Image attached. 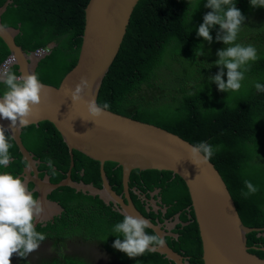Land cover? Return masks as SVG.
<instances>
[{"label":"trees","instance_id":"1","mask_svg":"<svg viewBox=\"0 0 264 264\" xmlns=\"http://www.w3.org/2000/svg\"><path fill=\"white\" fill-rule=\"evenodd\" d=\"M7 1L0 0V8ZM89 2L13 0L3 15L4 26L18 28L20 24L16 43L25 52L54 44L36 70L42 84L59 86L77 66ZM236 7L245 17L239 41L252 44L258 56L245 71L238 91H218L210 80L215 75L216 52L224 45L216 40V29L210 32V43L196 36L195 28L209 11L204 0L197 9L196 0H190L189 8L187 0H141L102 82L98 104L107 102L114 113L164 128L192 144L206 141L212 145L215 150L208 160L220 173L242 221L247 226L264 227V92L253 87L256 81L264 84V9L250 7L248 0H237ZM198 45L203 46V55H195ZM10 54L0 38V64ZM12 71L18 74L17 68ZM5 90L1 84L0 93ZM21 137L40 162L39 170L48 174L53 184L61 182L69 171V151L54 125L44 121L25 127ZM10 144L13 161L7 168L20 173L27 162L13 138ZM73 153L72 180L102 188L100 163L78 150ZM48 158L53 161L51 168L45 163ZM104 169L113 190L122 195V167L107 162ZM246 179L257 191L244 196ZM128 185L136 208L154 224L179 220L172 230L178 237H167L168 245L189 264H204L187 183L171 172L133 170ZM157 190L160 193L153 196ZM141 195L160 200L157 205L161 209L155 211ZM50 199L59 203L62 213L52 223L35 226L44 235L39 263L100 264L77 248L83 245L99 252L104 264H176L150 251L129 258L114 249L116 237L111 226L122 219L115 204L67 186L54 190ZM146 231L156 235L149 228ZM246 241L250 251L264 259V231L247 233ZM46 249L48 252L43 251ZM32 257L27 254L15 264H32Z\"/></svg>","mask_w":264,"mask_h":264},{"label":"water","instance_id":"2","mask_svg":"<svg viewBox=\"0 0 264 264\" xmlns=\"http://www.w3.org/2000/svg\"><path fill=\"white\" fill-rule=\"evenodd\" d=\"M140 1L90 0L85 9V28L75 69L65 75L59 86L42 84L40 103L33 107L28 117V125L9 127L7 119L0 120V126L10 132L23 160L27 162L23 174H35L32 181L36 185L37 201L42 209L40 212L46 213L48 207L54 210L55 215L62 212L58 203L48 199V195L60 187L67 186L92 196H99L107 204H115L122 215L127 214L148 222V228L164 241L161 246L150 252L165 255L176 264H188V259L174 251L166 240V237L178 236L145 217L129 195L131 171L171 172L188 185L192 210L202 241L204 264H264V259L250 253L246 247L247 233L261 232L264 227H251L243 223L234 199L215 166L209 160L199 159L194 164L189 159L187 149L191 142L164 128L110 110L95 120L86 113V104L89 101L98 103L102 82L118 54L130 18ZM12 3L13 0H8L0 8V25L3 26L0 27V38L9 47L11 55L15 56L14 67L18 69V74H36L39 62L50 52L37 58L32 55L34 52L29 54L17 45L16 37L20 34V24L18 28L6 27L3 24V15ZM82 79L88 82V88L83 92L82 101L74 104L71 91ZM44 121L54 125L66 144L69 151V168L74 166L73 150H78L100 163L102 188L74 182L71 170L57 184H52L49 177L42 182L36 177L37 161L24 145L21 134L25 127ZM107 162L122 167V195L117 194L110 185L104 169ZM136 194L140 195L137 191ZM143 198L156 209L160 208L156 200H149L144 196ZM43 220L45 219L38 216L34 226Z\"/></svg>","mask_w":264,"mask_h":264},{"label":"clouds","instance_id":"3","mask_svg":"<svg viewBox=\"0 0 264 264\" xmlns=\"http://www.w3.org/2000/svg\"><path fill=\"white\" fill-rule=\"evenodd\" d=\"M200 2L201 0H196V9ZM187 3L189 8L190 0H187ZM236 3L237 0H204V7L209 9V11L203 15L202 22L195 28L196 36L203 38L204 41L209 43L213 39L210 32L216 29L217 35L215 38L224 45L223 48L218 49L216 52L217 59L213 62L216 66L215 75L210 77V80L215 83L218 91L226 92L227 94L236 92L241 88V81L244 79L245 71L251 66V62H255L258 59L257 50L252 44H241L239 41V32L245 26L243 24L245 17L240 9L236 7ZM248 4L252 8L264 9V0H248ZM0 27L3 26L0 25ZM202 47V45L196 47V56L203 55ZM51 48L52 44L47 48L39 49L45 50L43 53H38L39 50H37L34 53L29 52V54L33 53L32 55L39 58L41 55L51 52ZM14 57L10 54L3 63L4 66L9 58H13L14 61L9 69H3L2 67L0 70L2 84L6 88L5 91L0 93V120L7 119L9 127L29 124L28 117L33 107L40 103V94L43 88L35 73L19 75L12 71L16 68L14 67ZM253 87L257 92H264V84L259 81L254 82ZM87 88L88 82L82 79L71 91V99L74 104L82 101L83 92ZM193 96L191 95L188 98ZM108 109L109 104L107 102L98 104L96 101H89L86 104V113L93 120L99 118ZM11 140L12 136L7 129L0 126V264H15L27 254H29V257L33 256L32 264H41L39 261L42 255L39 254V245L43 242L44 235L38 233L34 226L35 219L41 211L40 204L28 189L25 177L13 175L11 172L3 170L12 159L9 152ZM214 150V147L206 141L193 143L187 149L189 159L194 164L199 159L208 160L211 158ZM45 163L51 168L53 161L48 158ZM243 183L247 191H242V195L247 196L257 191L251 181L246 179ZM158 193L160 191L157 190L153 195ZM158 201L160 200L156 199V202L160 203ZM153 209L158 211L161 206L160 208L157 207V209L153 207ZM46 213H49V211H46ZM61 213L55 216L59 218ZM44 214L45 212H43ZM167 223L171 225L168 227ZM178 223L179 220L176 222L168 221L161 225L173 233L172 230ZM148 227V222L145 219L123 214L122 219L111 226V231L116 237L113 240L112 247L124 253L127 257L134 258L161 246L164 241L158 238L157 235L149 234L146 231ZM263 231L257 232L263 233ZM246 247L252 253L250 251L252 248L247 246V241ZM13 254L18 256V260L11 263L10 257ZM187 261L189 264V260Z\"/></svg>","mask_w":264,"mask_h":264},{"label":"flooded vegetation","instance_id":"4","mask_svg":"<svg viewBox=\"0 0 264 264\" xmlns=\"http://www.w3.org/2000/svg\"><path fill=\"white\" fill-rule=\"evenodd\" d=\"M3 63H4V62H2V63L0 64V70H1V68L3 67ZM1 84H2V78L0 77V85H1ZM13 140H14V139H13ZM15 143H16V142H15ZM32 155H33V153H32ZM33 157H34V159H35V156H34V155H33ZM12 161H13V158L11 159L10 163H11ZM35 161H37V163H36V168H37V171H38L36 177H38L39 180H41V182L44 181L45 178H48V177L50 178V176H49L48 174H45L43 171H40V170H39L38 165L40 164V162H39L37 159H35ZM10 163H9V165H10ZM9 165H8L7 167H9ZM26 165H27V163H26ZM26 165L24 166L22 172H20V173L14 172V171H12V170L9 171V169H8L7 167H6L5 169H3V170H4V171H9V172H11L13 175H20V176L25 177V178H26V183H27V187H28V189L32 192L34 198H35V199H38V193L35 191L36 185H35V183L32 181V179L35 177L34 172H31L30 175H28V176H27L26 174H23ZM69 170H71V168H69ZM66 174H67V173H66ZM25 175H26V176H25ZM50 182H51V181H50ZM51 183H52V182H51ZM52 184H53V183H52ZM52 192H53V191H52ZM52 192H51V193H52ZM51 193L48 195V199H49L50 201L56 202V201L50 199V195H51ZM41 210H42V209H41ZM47 211H49V213H45V214L43 215V212H40V214H39V217L45 219V220L41 223L43 226H45V225H47V224H49V223H52L56 218L58 219V216H55V214H54V210H53L51 207H48ZM51 211H52V213H51ZM53 216H55V217H53ZM170 225H171V224L167 223V226H168V227H169Z\"/></svg>","mask_w":264,"mask_h":264},{"label":"rangeland","instance_id":"5","mask_svg":"<svg viewBox=\"0 0 264 264\" xmlns=\"http://www.w3.org/2000/svg\"><path fill=\"white\" fill-rule=\"evenodd\" d=\"M74 248V250H75V248H76V246L75 247H73ZM77 248H79V249H81V250H84V252H87V254H89L90 255V258L89 259H91V258H93V262H99L100 264H102V263H104L105 262V260H102V256H101V254H99V252H97L94 248H92V247H88V246H83V245H81V246H77ZM44 252H48V250L46 249V250H43ZM18 260V256L16 255V254H13L11 257H10V262L11 263H14V262H16Z\"/></svg>","mask_w":264,"mask_h":264},{"label":"built area","instance_id":"6","mask_svg":"<svg viewBox=\"0 0 264 264\" xmlns=\"http://www.w3.org/2000/svg\"><path fill=\"white\" fill-rule=\"evenodd\" d=\"M46 50H48V49H46ZM43 52H45V50H39V51H38V53H43ZM13 61H14L13 58H9V59L6 61V63L4 64L3 69H9L10 66H11V63H12Z\"/></svg>","mask_w":264,"mask_h":264}]
</instances>
